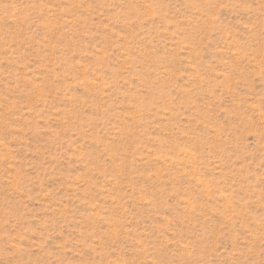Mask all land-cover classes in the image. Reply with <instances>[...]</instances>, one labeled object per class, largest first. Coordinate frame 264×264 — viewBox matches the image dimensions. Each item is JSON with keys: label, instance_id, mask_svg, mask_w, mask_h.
Returning <instances> with one entry per match:
<instances>
[{"label": "rangeland", "instance_id": "1", "mask_svg": "<svg viewBox=\"0 0 264 264\" xmlns=\"http://www.w3.org/2000/svg\"><path fill=\"white\" fill-rule=\"evenodd\" d=\"M0 264H264V0H0Z\"/></svg>", "mask_w": 264, "mask_h": 264}]
</instances>
